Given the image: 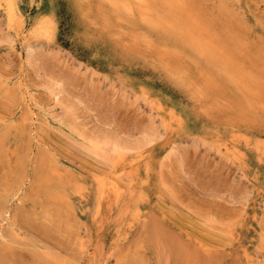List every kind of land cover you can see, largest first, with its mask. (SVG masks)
Wrapping results in <instances>:
<instances>
[{
    "label": "rangeland",
    "instance_id": "obj_1",
    "mask_svg": "<svg viewBox=\"0 0 264 264\" xmlns=\"http://www.w3.org/2000/svg\"><path fill=\"white\" fill-rule=\"evenodd\" d=\"M0 264H264V0H0Z\"/></svg>",
    "mask_w": 264,
    "mask_h": 264
},
{
    "label": "bare ground",
    "instance_id": "obj_2",
    "mask_svg": "<svg viewBox=\"0 0 264 264\" xmlns=\"http://www.w3.org/2000/svg\"><path fill=\"white\" fill-rule=\"evenodd\" d=\"M142 1V0H141ZM151 15V14H150ZM46 22V21H45ZM44 25V24H43ZM47 25V24H46ZM40 26V25H39ZM42 26V25H41ZM40 26V27H41ZM49 27V26H48ZM39 27H37V29H38ZM45 28V27H44ZM39 29H41V28H39ZM39 29H38V31H39ZM43 29V28H42ZM47 29V28H46ZM187 31V30H186ZM188 32V31H187ZM188 33H190V34H192L191 32H188ZM225 63V62H224Z\"/></svg>",
    "mask_w": 264,
    "mask_h": 264
}]
</instances>
